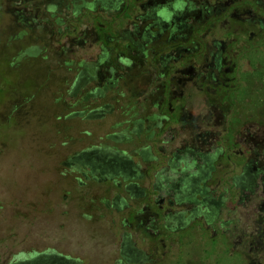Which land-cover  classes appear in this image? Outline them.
<instances>
[{"label": "flooded vegetation", "instance_id": "af4514ba", "mask_svg": "<svg viewBox=\"0 0 264 264\" xmlns=\"http://www.w3.org/2000/svg\"><path fill=\"white\" fill-rule=\"evenodd\" d=\"M4 2L0 34L23 42L10 64L56 62L43 44L55 27L67 85L57 97L65 104L56 115L65 123L58 221L49 234L33 219L30 236L0 245V264H222L224 253L244 249L264 264V237L248 223L264 214V133L252 131H264V115L237 118L248 108L232 100L221 118L216 100L235 99L246 65L264 52V0H11L3 10ZM210 37L225 41L215 53ZM223 119L231 130L240 120L243 135L196 130ZM223 140L245 149L226 154ZM70 214L108 223L92 260L62 233Z\"/></svg>", "mask_w": 264, "mask_h": 264}, {"label": "rangeland", "instance_id": "374dc122", "mask_svg": "<svg viewBox=\"0 0 264 264\" xmlns=\"http://www.w3.org/2000/svg\"><path fill=\"white\" fill-rule=\"evenodd\" d=\"M10 1L5 0L3 10L10 7ZM13 8L19 10L22 7L18 5ZM215 26H211V29L214 30ZM46 33L43 35V44L48 49V58L57 61L39 63L26 59L16 66L10 64V57L23 42L20 44L10 42L5 33L4 35L0 34V91H3V93L0 92V202L4 204V208L0 209V238L5 240L0 245L6 246L12 239L21 240L22 235L30 236V222L33 219L37 220V226L48 229L47 233L49 234H53L54 230L49 227L58 221L54 202L59 187L65 180L61 179L55 167V159L59 153L65 123L56 115L65 104L58 102L57 97L62 94L67 84L65 67H62L59 62L61 59L59 42L61 41L56 40L55 27L51 33L49 31ZM64 39L62 42L65 41ZM209 39L210 48L208 50L213 49V53L216 52L214 48L217 43L225 42L224 39L215 41L212 37ZM71 57L72 55L68 54L64 59ZM252 58V66L247 67L246 65L250 77L239 84L237 97L235 99L227 97L226 100L216 99L222 103L221 118L224 116L223 113L230 109L229 102L233 100L237 102L238 107L248 108V111L247 109L239 110L237 118L255 122H261L263 119L264 52L256 53ZM136 84V82H130L125 89L127 91L129 88L134 89ZM209 90L213 89L209 87ZM133 99L128 95L123 101L133 103ZM121 101L113 103L115 106H119L121 103L123 104ZM138 103L151 106L152 99L141 96ZM78 121L80 123V120L75 119V124ZM79 123V129H81ZM228 124L223 119L214 127L202 125L196 130L202 133L204 129H207L209 134L217 133L221 136L228 132L231 133L232 139L234 135L239 137L243 135L244 130L240 129V120L237 129H229ZM91 127L95 134L101 131L95 124H91ZM252 131L258 137H262L264 133L262 129H256V127H253ZM225 141L223 140V143ZM227 143H224L226 154L231 155L237 151L241 155L245 149L240 143L234 144L235 146L231 149V141L228 146H226ZM225 161H229V158H223V166H225ZM227 165H230V162ZM68 184H70L69 180ZM258 191L261 192L260 189ZM74 203L75 198L72 206ZM82 203L83 200L80 198V205ZM87 208H89V204H86ZM64 220L66 228L62 230V233L73 235L74 239L82 243L84 249L83 251L79 249L80 254L88 260H92V256L99 253L92 245L97 240L104 242L108 234V223L95 219L85 221L81 218L77 222H73L71 214ZM241 220L244 221V217ZM248 223L250 230L259 234L260 238L264 237V214L261 212L256 214L249 219ZM101 245L100 243L99 246L101 247ZM229 250L230 248L226 249V251ZM222 264L258 263L257 256L244 249L233 256L230 252L224 253Z\"/></svg>", "mask_w": 264, "mask_h": 264}]
</instances>
